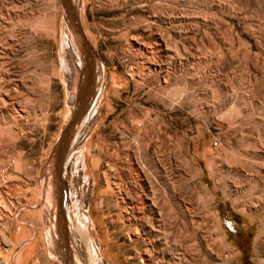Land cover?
I'll return each mask as SVG.
<instances>
[{"label":"rangeland","instance_id":"obj_1","mask_svg":"<svg viewBox=\"0 0 264 264\" xmlns=\"http://www.w3.org/2000/svg\"><path fill=\"white\" fill-rule=\"evenodd\" d=\"M70 1L93 68L62 165L72 263L264 264V0ZM69 22L0 0V264H67L49 183L81 86Z\"/></svg>","mask_w":264,"mask_h":264},{"label":"water","instance_id":"obj_2","mask_svg":"<svg viewBox=\"0 0 264 264\" xmlns=\"http://www.w3.org/2000/svg\"><path fill=\"white\" fill-rule=\"evenodd\" d=\"M60 2H61L62 10L64 13V19H66L68 15L72 17L74 27L78 33L80 43H81V49H82L81 51L83 54L80 55V57H81L83 68L79 75V79H78V83H79V81L83 78L84 69L88 70V68L91 67L92 58H91V54H90L87 42L85 40V37L75 17V13L71 5V1L70 0H60ZM80 96H81V92L78 89L76 93V102L74 106V112L70 120L68 121L67 125L64 127L59 137V140L53 149V154L51 157L52 166L50 167V169L52 168L51 170L52 171V184L54 186V189L56 192V198H57L58 226H59L58 245L64 254V258L67 264H70V255L68 253L69 252L68 251V223H67L66 206L64 203V190L62 186L61 176H62L64 151L68 146V140L70 136L74 132L75 125L76 123L79 122L80 117L82 115L83 104H79ZM63 248H65L66 250L63 251Z\"/></svg>","mask_w":264,"mask_h":264},{"label":"bare ground","instance_id":"obj_3","mask_svg":"<svg viewBox=\"0 0 264 264\" xmlns=\"http://www.w3.org/2000/svg\"><path fill=\"white\" fill-rule=\"evenodd\" d=\"M66 20H69L70 22L69 23H71V26H72V28H73V26H74V24H73V21H72V17L70 16V15H68L67 16V18H66ZM67 22V21H66ZM67 25H68V23H67ZM69 30H70V28H69ZM77 38H78V41L77 42H75L76 43V46H78V48H79V51H80V55H82L83 53H82V49H81V43H80V39H79V36H77ZM75 45V44H74ZM97 60V59H96ZM94 65V64H93ZM90 68H91V70H90ZM92 65H91V67H89L88 68V70L86 69H84V75H83V78L81 79V86H80V88H79V90H80V92H81V96H80V101H79V104H83L84 103V101H85V97H86V94L89 92V84H90V82H91V80H92V77H93V72H92ZM89 71V72H88ZM101 76V75H100ZM100 76H99V83L98 84H100ZM103 95V93H101V95L100 96H102ZM91 96H93V95H91ZM99 99H100V97H99ZM89 102V101H88ZM101 105V104H100ZM98 106V105H97ZM96 106V107H97ZM95 107V108H96ZM84 117L85 116H83V117H81L82 119L80 120L81 122L83 121V119H84ZM79 125V124H78ZM74 134V133H73ZM51 173H52V171H51ZM51 190H53L52 191V193H54V195L53 196H55V199H57L56 198V192H55V189H54V186H53V184H52V182L51 183H49V193H51L50 191ZM54 198V197H53ZM51 199H52V197H50V195H49V197H48V200L49 201H51ZM54 200V199H53ZM11 203V202H10ZM11 204H13V203H11ZM5 208L6 209H8L9 211L11 210V207H10V205L9 204H7L6 202H5ZM58 240H59V226H58ZM64 250H66L65 248H63V251ZM69 253V252H68ZM69 255H70V253H69ZM73 257H75L76 258V255H74ZM74 261V263H72V261H71V256H70V262H71V264H82L81 262H80V260H78L77 261V259L75 260H73Z\"/></svg>","mask_w":264,"mask_h":264}]
</instances>
